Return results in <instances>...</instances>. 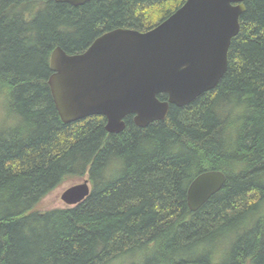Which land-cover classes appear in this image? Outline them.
<instances>
[{
	"label": "trees",
	"instance_id": "trees-1",
	"mask_svg": "<svg viewBox=\"0 0 264 264\" xmlns=\"http://www.w3.org/2000/svg\"><path fill=\"white\" fill-rule=\"evenodd\" d=\"M185 1L0 0V264H264V0L244 3L216 87L164 121L109 134L102 116L64 124L52 100L55 48L148 31ZM208 171L226 182L192 212ZM70 179L88 180L83 202L37 208Z\"/></svg>",
	"mask_w": 264,
	"mask_h": 264
},
{
	"label": "water",
	"instance_id": "water-1",
	"mask_svg": "<svg viewBox=\"0 0 264 264\" xmlns=\"http://www.w3.org/2000/svg\"><path fill=\"white\" fill-rule=\"evenodd\" d=\"M73 7L90 0H53ZM248 0H186L153 29L106 32L81 54L55 48L48 79L55 109L64 124L102 116L105 131L121 133L125 119L145 128L164 121L170 107H185L216 87L227 70L231 40L238 34ZM165 95L166 100H160ZM226 182L219 171L196 176L187 189V206L197 211ZM88 180L67 188V206L90 194Z\"/></svg>",
	"mask_w": 264,
	"mask_h": 264
},
{
	"label": "rangeland",
	"instance_id": "rangeland-1",
	"mask_svg": "<svg viewBox=\"0 0 264 264\" xmlns=\"http://www.w3.org/2000/svg\"><path fill=\"white\" fill-rule=\"evenodd\" d=\"M0 117H3L2 109L0 108ZM86 179V178H85ZM85 179H70L61 184L58 188L53 190L50 194H48L38 205V209L40 211H47L52 209H64L71 208V206H67L62 200V193L69 187L82 183Z\"/></svg>",
	"mask_w": 264,
	"mask_h": 264
},
{
	"label": "flooded vegetation",
	"instance_id": "flooded-vegetation-1",
	"mask_svg": "<svg viewBox=\"0 0 264 264\" xmlns=\"http://www.w3.org/2000/svg\"><path fill=\"white\" fill-rule=\"evenodd\" d=\"M90 1H91V0H90ZM90 1H89V2H90ZM87 3H88V2H87ZM85 4H86V3H85ZM68 5H69V4H68ZM70 6H71V5H70ZM81 6H82V5H81ZM72 7H73V6H72ZM158 24H159V23H158ZM158 24H157V25H158ZM157 25H156V26H157ZM116 29H118V28H116ZM124 29H127V28H124ZM152 29H153V28H152ZM113 30H114V29H113ZM132 30H134V29H132ZM150 30H151V29H150ZM110 31H112V30H110ZM136 31H138V30H136ZM148 31H149V30H148ZM107 32H109V31H107ZM139 32H146V31H139ZM105 33H106V32H105ZM103 34H104V33H103ZM103 34H101V35H103ZM101 35H99L98 37H100ZM98 37H96L95 39H97ZM95 39H94V40H95ZM94 40H93V41H94ZM93 41H92V42H93ZM90 45H91V44H90ZM90 45H89V46H90ZM89 46H88V47H89ZM88 47H87V48H88ZM87 48H86V49H87ZM86 49H85V50H86ZM85 50H84V51H85ZM84 51H82V52H80V53H76V54H81V53H83ZM67 54H68V53H67ZM70 55H74V54H70ZM132 121H133V117H132ZM133 123H134V122H133ZM192 181H193V180H192Z\"/></svg>",
	"mask_w": 264,
	"mask_h": 264
}]
</instances>
